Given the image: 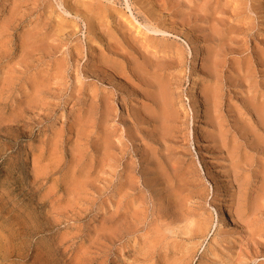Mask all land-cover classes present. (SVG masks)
Returning <instances> with one entry per match:
<instances>
[{
	"label": "rangeland",
	"instance_id": "1",
	"mask_svg": "<svg viewBox=\"0 0 264 264\" xmlns=\"http://www.w3.org/2000/svg\"><path fill=\"white\" fill-rule=\"evenodd\" d=\"M0 264H264V0H0Z\"/></svg>",
	"mask_w": 264,
	"mask_h": 264
},
{
	"label": "bare ground",
	"instance_id": "2",
	"mask_svg": "<svg viewBox=\"0 0 264 264\" xmlns=\"http://www.w3.org/2000/svg\"><path fill=\"white\" fill-rule=\"evenodd\" d=\"M136 27H138V26H136ZM141 31H142V30H141ZM141 31L138 30V33L141 32ZM257 52H258V51H257ZM262 52H263V51H262ZM200 54H201V48H199V50H198V52H197V56H196L197 59L200 57ZM262 54H263V53H262ZM257 59H259V58L257 57ZM246 63H247V62H246ZM246 66H247V64H246ZM249 66H250V63H249ZM249 66H248V67H249ZM135 67H136V66H135ZM138 67H139V66H138ZM262 67H263V66H262ZM262 67H261V68H262ZM246 68H247V67H246ZM250 68H251V67H250ZM138 70H139V69H138ZM140 72H141V71H140ZM251 72H252V71H251ZM249 74H250V73H249ZM142 76H143V75H142ZM155 82H156V81H155ZM164 82H165V81H164ZM164 84H165V83H164ZM194 86H195V82L193 83V88H194ZM158 87H159V86H157V88H158ZM159 89H160V88H159ZM162 89H163V87H162ZM164 90H165V89H164ZM157 91H159V90L157 89ZM162 91H163V90H162ZM157 93H158V92H157ZM148 94H149V93H148ZM161 94H162V93H161ZM163 95H164V94H163ZM147 96H148V95H147ZM159 96H160V95H159ZM159 96H158V97H159ZM153 97H154V96H153ZM163 97H164V96H162V98H163ZM166 97H167V96H166ZM168 97H169V96H168ZM162 101H163V100H162ZM161 103H162V102H161ZM105 104H106V103H105ZM105 104H104V105H105ZM262 104H263V103H262ZM160 105H161V104H160ZM165 105H166V103H165ZM260 105H261V104H260ZM162 106H163V103H162ZM160 107H161V106H160ZM165 107H166V106H165ZM105 110H106V108L104 109V111H105ZM108 113H110V112H108ZM260 113H261V112H260ZM158 115H159V114H158ZM106 116H107V115H106ZM107 117H108V116H107ZM260 117H261V116H260ZM262 118H263V117H262ZM262 118H261V119H262ZM262 121H263V120H262ZM103 124H104V123H103ZM103 126H104V125H103ZM111 144H112V143H111ZM111 144H110V145H111ZM112 145H113V144H112ZM112 145H111V146H112ZM114 148H115V147H114ZM106 152H107V150H106ZM234 221H235V220H234Z\"/></svg>",
	"mask_w": 264,
	"mask_h": 264
}]
</instances>
